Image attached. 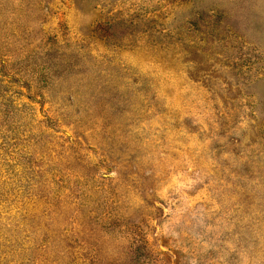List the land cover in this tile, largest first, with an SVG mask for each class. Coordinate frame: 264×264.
Listing matches in <instances>:
<instances>
[{
    "label": "rangeland",
    "instance_id": "1",
    "mask_svg": "<svg viewBox=\"0 0 264 264\" xmlns=\"http://www.w3.org/2000/svg\"><path fill=\"white\" fill-rule=\"evenodd\" d=\"M0 264H264V0H0Z\"/></svg>",
    "mask_w": 264,
    "mask_h": 264
}]
</instances>
